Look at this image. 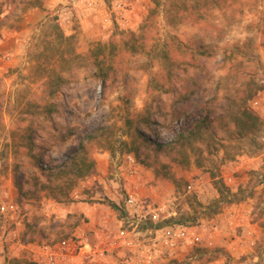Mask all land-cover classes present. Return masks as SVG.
Listing matches in <instances>:
<instances>
[{"label":"rangeland","instance_id":"rangeland-1","mask_svg":"<svg viewBox=\"0 0 264 264\" xmlns=\"http://www.w3.org/2000/svg\"><path fill=\"white\" fill-rule=\"evenodd\" d=\"M158 1L0 0V264H264V0Z\"/></svg>","mask_w":264,"mask_h":264},{"label":"trees","instance_id":"trees-1","mask_svg":"<svg viewBox=\"0 0 264 264\" xmlns=\"http://www.w3.org/2000/svg\"><path fill=\"white\" fill-rule=\"evenodd\" d=\"M153 2L155 3V5L158 4V0H153ZM58 28V27H57ZM58 37L62 38V33L58 31ZM65 39L69 40V38L64 37ZM128 39L130 40V42H124V45L129 46L128 49L133 50L134 47L136 46H141V42L139 40H142L140 37L137 36H133L132 34H128ZM138 41V42H135ZM99 47V46H98ZM100 48V47H99ZM99 48H97L96 50L92 51V54L94 55V60L96 62H99L101 60H98V52H99ZM113 48V46H112ZM99 71H100V76L104 77L106 76V72L104 71L103 67H99ZM104 79V78H103ZM105 79L103 80V85H105ZM250 88V87H249ZM247 88V89H249ZM253 92L249 91L248 96H250ZM234 122L235 125L238 128L239 133L241 134H253L260 126V120L257 116V114L248 109L245 106H242L239 114L234 117ZM140 136H142L140 134ZM84 165V159H80V160H73V168H74V172L76 171V173H82L83 171H87V169L90 166V163L86 166ZM20 189V188H19ZM110 207H112L113 209H118L117 204H115L114 202H109ZM219 208L212 210V212H218ZM168 223V221H164L163 223H158L155 225V227L159 228L163 225H166Z\"/></svg>","mask_w":264,"mask_h":264},{"label":"built area","instance_id":"built-area-1","mask_svg":"<svg viewBox=\"0 0 264 264\" xmlns=\"http://www.w3.org/2000/svg\"><path fill=\"white\" fill-rule=\"evenodd\" d=\"M190 187V186H189ZM163 242L165 245L173 244L172 241L176 239L187 240L189 242H193L194 239H197L193 231H190L188 228L178 227V228H165L163 231ZM81 243H85V239H81L78 241V245ZM86 244V243H85ZM69 246V241L62 239L54 244H46L44 245V253L46 255L45 261L46 264H58V260L63 255V251ZM102 254V251H100Z\"/></svg>","mask_w":264,"mask_h":264},{"label":"crops","instance_id":"crops-1","mask_svg":"<svg viewBox=\"0 0 264 264\" xmlns=\"http://www.w3.org/2000/svg\"><path fill=\"white\" fill-rule=\"evenodd\" d=\"M230 209H235V212L233 214H231L228 219L231 222H234L236 224H240L241 223V224H243L244 227H246L248 225V227H249V229H247L248 235L252 234L251 230H254L256 228L258 229V227H257V225L255 223L249 222L248 216L246 214L241 213V211L239 212V208H230ZM239 220L241 222H239ZM250 236H252V235H250Z\"/></svg>","mask_w":264,"mask_h":264}]
</instances>
